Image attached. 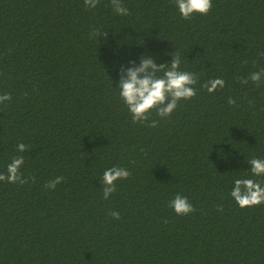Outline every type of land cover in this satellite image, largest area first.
Segmentation results:
<instances>
[{
	"label": "trees",
	"instance_id": "trees-1",
	"mask_svg": "<svg viewBox=\"0 0 264 264\" xmlns=\"http://www.w3.org/2000/svg\"><path fill=\"white\" fill-rule=\"evenodd\" d=\"M122 3L130 15L110 0H0V95L12 97L0 104V173L22 155L28 181H0V264H264V204L241 209L230 195L235 179L264 186L247 162L264 159V84L240 83L264 70V0H212L189 20L174 0ZM174 52L199 74L197 95L170 117L153 111L155 128L134 124L121 67L170 66ZM214 78L225 87L209 94ZM113 166L131 176L104 199ZM177 194L193 213L168 206Z\"/></svg>",
	"mask_w": 264,
	"mask_h": 264
},
{
	"label": "clouds",
	"instance_id": "clouds-1",
	"mask_svg": "<svg viewBox=\"0 0 264 264\" xmlns=\"http://www.w3.org/2000/svg\"><path fill=\"white\" fill-rule=\"evenodd\" d=\"M100 3V0H84L86 8L94 9ZM179 13L185 20L191 19L194 15H208L212 10V0H174ZM113 11L121 16L130 15L129 10L123 5L122 0H110ZM93 37L106 36L99 29L90 32ZM173 59L169 65L157 64L154 59L147 56H141L139 65L135 61H130L132 66L120 69V79L118 82L119 96L127 107L132 122L134 124H146L147 127L155 128L159 121L151 120L148 123L153 111L160 118L170 117L177 109L180 101L191 100L197 95L195 85L199 82V74L180 70L181 57L179 52L171 54ZM162 73V75H161ZM253 82L257 87L264 84V70L250 73V75L241 79L240 83L247 84ZM209 94L215 93L218 89L225 87V80L214 78L207 80L203 85ZM12 99L11 95L5 93L0 95V104H4ZM251 103V102H250ZM229 105H236V101L228 98ZM28 147L24 143H18L16 149L18 152H24ZM252 166L251 174L259 177L264 176V159L252 158L247 160ZM24 165V157L16 156L11 163L7 165L6 174L0 173V181L23 185L27 179L23 177L20 169ZM131 172L123 167L113 166L104 171L102 176L103 198L108 199L112 193L116 192V182L118 180L128 179ZM33 182L35 178L33 177ZM64 181V177L58 176L49 181L45 187L54 190L58 184ZM237 205L241 208H251L264 204V186L255 179L239 178L234 180V186L230 193ZM177 215H188L195 211V208L189 202L187 197L177 194L169 202ZM223 211L222 207L218 208ZM110 215L113 219L119 220L120 213L112 211Z\"/></svg>",
	"mask_w": 264,
	"mask_h": 264
}]
</instances>
